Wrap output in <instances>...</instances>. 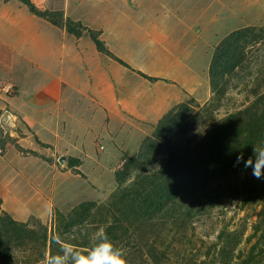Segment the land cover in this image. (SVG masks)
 I'll return each instance as SVG.
<instances>
[{
    "label": "rangeland",
    "instance_id": "1",
    "mask_svg": "<svg viewBox=\"0 0 264 264\" xmlns=\"http://www.w3.org/2000/svg\"><path fill=\"white\" fill-rule=\"evenodd\" d=\"M97 1H69V15L78 21L61 9L62 0H30L42 11L78 22L102 42L103 50L96 49L88 33L75 37L54 26L68 34L69 50L83 53L81 64V59L71 61L80 65L74 75L80 92L73 95L64 153L39 156L53 166V214L26 221L36 234L32 240H12L11 264H43L46 252H58L56 238L84 250L100 228L125 250L127 264H264L262 231L253 229L259 206H244L241 200L224 199L199 215L167 218L166 208L175 203H164L158 194L153 209L137 200L136 209L116 221L118 210L138 189L131 184L134 168L124 172L126 157L137 156L169 109L209 100L215 48L240 29L264 30V0H102L104 22ZM262 42L247 49L254 61L253 80H264ZM238 82L219 101L218 116L244 102L245 87L252 83ZM43 234L46 240L33 242ZM250 252L255 255L251 261Z\"/></svg>",
    "mask_w": 264,
    "mask_h": 264
},
{
    "label": "trees",
    "instance_id": "2",
    "mask_svg": "<svg viewBox=\"0 0 264 264\" xmlns=\"http://www.w3.org/2000/svg\"><path fill=\"white\" fill-rule=\"evenodd\" d=\"M18 1L33 15L64 28L70 35L81 37L88 33L96 49L103 50L102 42L78 22L42 11L30 0ZM262 41L264 30L261 28L246 27L229 34L212 55L209 100L202 106L189 100L169 109L157 122L152 137L142 142L137 156L126 157L124 172L134 168L131 184L138 189L118 210L116 221L120 222L135 210L137 200L153 209V200L158 194L164 203L169 199L175 203L172 209L166 208L167 218L175 214L199 215L203 209L215 207L224 199L241 200L244 206H259L253 229L261 230L264 238V179H256L243 161L236 164L241 152L247 160L253 147L264 145V80L251 78L254 61L247 51L249 46ZM241 80L252 83L249 89L245 87L244 102L233 110L225 108L224 114L218 116L219 101L232 82ZM201 121L198 130L186 134L190 125ZM121 195L129 196L126 190ZM35 234L26 222H18L2 211L0 202L1 264H11L12 240H32ZM40 238L46 240V235L35 237L33 242ZM254 257L250 252L247 259L251 261Z\"/></svg>",
    "mask_w": 264,
    "mask_h": 264
},
{
    "label": "crops",
    "instance_id": "3",
    "mask_svg": "<svg viewBox=\"0 0 264 264\" xmlns=\"http://www.w3.org/2000/svg\"><path fill=\"white\" fill-rule=\"evenodd\" d=\"M69 1L62 0L61 9L78 20L69 15ZM94 4L103 13L102 0ZM68 39L20 1L0 0V202L18 222L49 216L53 166L39 156L64 153L73 95L80 92L74 77L80 65L71 61L81 64L83 53L69 50Z\"/></svg>",
    "mask_w": 264,
    "mask_h": 264
},
{
    "label": "clouds",
    "instance_id": "4",
    "mask_svg": "<svg viewBox=\"0 0 264 264\" xmlns=\"http://www.w3.org/2000/svg\"><path fill=\"white\" fill-rule=\"evenodd\" d=\"M244 162V167L252 169L256 179H264V145L253 147L252 155L244 159L241 152L236 164ZM49 215L53 214V206L46 205ZM59 250L56 254L45 253L43 264H127L125 250L117 247L108 233L100 228L90 237V246L84 250L69 242H61L56 238Z\"/></svg>",
    "mask_w": 264,
    "mask_h": 264
},
{
    "label": "built area",
    "instance_id": "5",
    "mask_svg": "<svg viewBox=\"0 0 264 264\" xmlns=\"http://www.w3.org/2000/svg\"><path fill=\"white\" fill-rule=\"evenodd\" d=\"M3 90L9 95H13L15 93L14 87L11 85L4 86Z\"/></svg>",
    "mask_w": 264,
    "mask_h": 264
},
{
    "label": "water",
    "instance_id": "6",
    "mask_svg": "<svg viewBox=\"0 0 264 264\" xmlns=\"http://www.w3.org/2000/svg\"><path fill=\"white\" fill-rule=\"evenodd\" d=\"M59 162H60L61 164H63V163L65 162V157H61L60 160H59Z\"/></svg>",
    "mask_w": 264,
    "mask_h": 264
}]
</instances>
